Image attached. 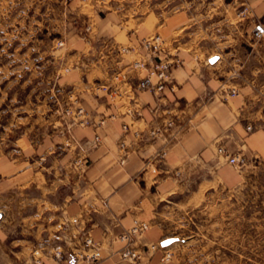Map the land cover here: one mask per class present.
Wrapping results in <instances>:
<instances>
[{"label": "crops", "instance_id": "0c3cea01", "mask_svg": "<svg viewBox=\"0 0 264 264\" xmlns=\"http://www.w3.org/2000/svg\"><path fill=\"white\" fill-rule=\"evenodd\" d=\"M90 1L93 26L86 40L79 39L83 50L63 80L93 113L94 123L75 125L68 136L59 134L52 128L57 116L47 118L48 105L39 100L23 105L24 114L14 115L0 133V256L15 264L10 257L23 255L24 264H32L38 254L43 264H54L57 251L73 257L90 237L99 260L80 258L71 264H118L125 245L120 234L146 223L130 244L140 264H175L165 257L174 242L161 245L169 236L157 223L160 202L198 178L206 182L207 174L226 175L233 186L238 184L234 171L217 165L216 146L243 154L254 171L264 169V37L257 41L251 34L255 22L264 23V0H245L248 39L232 42L237 57L231 56L228 72L221 64L224 57L207 64L190 50L199 41L207 51L208 27L227 24L225 16L233 10L224 16L220 2L204 9L188 0L178 7L175 0ZM149 32L181 58L171 71L177 89H165L160 101L148 90L138 91L141 114L131 117L126 113L130 83L120 73L130 82L146 74L131 64L130 71L124 70L138 58L135 52L144 53L141 40ZM215 40L214 45H223V38ZM230 74L238 94L225 101L222 90ZM102 84L118 86L126 98L111 100L96 89ZM152 129L159 133L151 135ZM96 135L101 141L92 145ZM76 158L83 159L82 172L74 165Z\"/></svg>", "mask_w": 264, "mask_h": 264}, {"label": "rangeland", "instance_id": "374dc122", "mask_svg": "<svg viewBox=\"0 0 264 264\" xmlns=\"http://www.w3.org/2000/svg\"><path fill=\"white\" fill-rule=\"evenodd\" d=\"M183 1L175 0L176 6ZM188 1L204 9L220 2L218 6L225 8L224 16L233 10V16H225L227 24L208 27L207 51L201 49L203 44L199 41L190 49L197 60L207 64L224 57L221 64L228 72L231 56L237 57V47L233 49L232 42L237 38L248 39L247 3L245 0ZM90 2L0 0V133L6 132L12 117L24 114L20 111L23 105L43 100L48 105L47 118L56 115L59 121L52 125L53 130L71 135L66 131L67 121L63 117L76 97L63 79L72 73L78 51L83 50L79 39L86 40L93 26ZM244 7L247 12L241 14ZM151 36L154 34L149 32L143 39ZM217 38H223V45H214ZM164 43L167 47L166 40ZM168 56L178 58L175 65L181 63L174 49ZM129 65L130 62L124 71H130ZM229 76L222 90L225 101L238 94V88L231 85V74ZM246 129L252 131L253 126L246 125ZM218 147L217 165L223 164L234 171L239 183L233 186L226 175L207 174L206 182L198 178L196 183L160 202L157 223L165 235L176 238L173 249L167 251L165 257L175 264H264V169L254 171L249 160L238 152L231 153L242 156L244 162L233 168L218 154ZM35 258L44 257L37 254ZM10 259L15 264L25 263L23 255ZM7 262L8 256H0V264Z\"/></svg>", "mask_w": 264, "mask_h": 264}, {"label": "built area", "instance_id": "2783aa9c", "mask_svg": "<svg viewBox=\"0 0 264 264\" xmlns=\"http://www.w3.org/2000/svg\"><path fill=\"white\" fill-rule=\"evenodd\" d=\"M247 11V8L244 7L241 11V14H244ZM253 38L255 40H260L264 37V23L257 21L254 24L252 30ZM140 47L143 49L144 53L135 52L138 55L137 59H134L132 63H130L131 67L136 70H145L146 74L142 76L137 81L128 80L126 73H120V78L124 81L129 82L128 84V98L129 104L126 108V113L131 117L139 116L141 114L142 106L140 105L137 99V92L141 90L150 91L157 101L162 100L164 95V90L168 89L171 92H174L177 89V84L171 78V71L175 63H178V58H174L173 56L169 57V52L166 51L164 39L159 35L151 36L147 39L141 40ZM164 53L162 57L158 56V53ZM97 90L104 91L108 94L111 100H123L126 98L125 92L115 85H107L102 84L97 86ZM232 94L235 95L236 92L234 89L231 90ZM58 112V111H57ZM66 124V131L71 134L73 126H85L94 123L93 113L86 110L78 99L75 98L74 105L68 107L64 111V117ZM105 121V118H99L96 122L98 126ZM173 124L172 120L167 121V126H171ZM128 126L126 124L123 125L124 132L127 131ZM63 132V131H62ZM159 133L158 129H152L150 134L155 136ZM136 136L138 132L134 133ZM101 141L100 137L96 135L92 142V145H97ZM120 149L123 153H126L125 144L123 141L119 143ZM217 152L220 156L224 157L226 161L233 165L239 166L243 164L244 158L240 155L229 152L224 147H218ZM124 158L120 160L122 163ZM74 162L75 167L79 171L84 170L83 159L76 158ZM147 229V224L140 223L136 224L128 230L122 232L119 236V239L122 240L125 245L121 252V258L118 264H140L139 257L136 252L131 248L130 244L136 235H139L143 231ZM84 250L75 254L73 257L64 256L60 251H57L53 255L54 264H71L74 262V259H84L88 263H93L99 260L100 252L98 248L95 246V243L92 241L90 237H87L84 241ZM32 264H43L42 260L39 258H34Z\"/></svg>", "mask_w": 264, "mask_h": 264}, {"label": "water", "instance_id": "95a60500", "mask_svg": "<svg viewBox=\"0 0 264 264\" xmlns=\"http://www.w3.org/2000/svg\"><path fill=\"white\" fill-rule=\"evenodd\" d=\"M0 217H1V214H0ZM175 240H176V238H173V237L172 238L165 239L164 241L161 242V245L162 246H166V245L170 244L171 242H173Z\"/></svg>", "mask_w": 264, "mask_h": 264}]
</instances>
